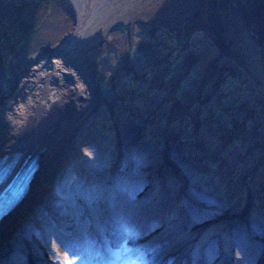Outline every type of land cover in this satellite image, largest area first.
I'll use <instances>...</instances> for the list:
<instances>
[{
	"label": "rangeland",
	"instance_id": "1",
	"mask_svg": "<svg viewBox=\"0 0 264 264\" xmlns=\"http://www.w3.org/2000/svg\"><path fill=\"white\" fill-rule=\"evenodd\" d=\"M71 2L0 0V68L6 87L16 73L24 75L23 65L46 59L48 50L76 33L78 16ZM100 10L105 30L84 53L90 68L82 77L93 81L87 90L95 89L104 95V100L91 103L81 98L85 119L74 129L86 128L95 141L94 146L85 141L82 148L90 154L99 146L108 157H114L118 165L111 172H119L116 184L128 183L130 174L118 168L121 154L116 155L117 129L132 127L141 147L158 149L157 166L152 169L159 181L154 179L151 190L143 196L147 211L164 203L169 195L174 201L168 198L163 210L172 204V212L175 207L179 210L180 196L188 190L182 187L176 172L162 167L164 150L173 137L178 146L187 147L180 164L193 169L191 164H200L198 175L192 174L200 182L198 191L207 193L210 187L209 191L227 196L226 207L235 204V209L228 211L234 222L244 224V213L251 205L252 210L264 214V0H106ZM66 80L70 81V75ZM19 94H15L16 98ZM78 156L75 152L67 160L62 179L68 176L67 168ZM89 158L97 161L96 155ZM84 165L82 161L75 168L73 177L100 187L109 184L105 178L87 173ZM79 168L85 175H80ZM245 177L257 179L250 181L248 189H236ZM174 186L181 188L175 192ZM123 197L127 208L135 205L133 199ZM72 204L76 209V200ZM77 213L82 220L79 225L75 221L76 229L92 212ZM76 214L70 219H78ZM179 214L175 212L172 220L175 229L185 223ZM153 216L154 212H149L148 217ZM254 218L249 221L255 224ZM45 221L55 225L57 237L72 238L68 227L59 220L47 216ZM99 225L112 230L118 240V220ZM100 226L96 228L91 223L87 227V236L96 242L93 254L96 248L104 251L107 235H100ZM35 227L42 231L38 223ZM261 228L264 229V220ZM206 231L195 243L219 238L220 254L232 251L225 225L208 236L204 235ZM19 240L15 238L13 242ZM83 248H74L72 258ZM104 254L107 256V252ZM18 256L24 264L34 261L33 253L25 248L18 250ZM199 263L206 264L200 256Z\"/></svg>",
	"mask_w": 264,
	"mask_h": 264
},
{
	"label": "bare ground",
	"instance_id": "2",
	"mask_svg": "<svg viewBox=\"0 0 264 264\" xmlns=\"http://www.w3.org/2000/svg\"><path fill=\"white\" fill-rule=\"evenodd\" d=\"M71 1L78 16L77 30L73 36L57 48L48 50L46 59L31 66L23 65L24 75L20 77L16 73L9 80L8 87L3 83L5 77L0 68V166L10 164L12 174L23 166L33 164L35 167L28 194L0 221V264H24L18 256L20 248L33 253L32 264L76 262L78 256L71 259L70 252L76 246L85 247L82 240L87 232L84 229L89 226L92 217L97 224H101L106 220H119L123 216L137 218L138 229L143 233L139 234L135 244H142L141 248L146 251L151 249L154 262L160 257H167V264H200V256L206 264H264V229L261 228L264 214L260 210H252L251 205L244 213V224L234 222L228 211L232 207L235 209V204L226 207L224 204L229 201L227 196L209 191L210 187H207V193L198 191L200 182H196L192 174L198 175L200 164H191L194 169L180 164V156L187 147L178 146L173 137L168 140L164 150L162 167L176 172L182 181V187L188 188L184 192L186 195L180 196L182 200L178 205L179 210L175 207L171 212L169 208L172 204H168L163 210L169 195H166L164 203L153 205L144 214L122 208L123 196L141 203L143 196L152 188L151 182L158 180L159 176L152 169L157 166L158 149L141 147L132 127H118L119 149L117 148L116 155L121 154L118 168L128 172L130 178L128 183L116 184L119 172H111L118 165L116 159L108 157L99 146L94 147L95 150L90 154L85 147L82 148L85 141L93 146L95 141L86 128L74 129L78 122L85 119V105L81 98H88L91 103H101L104 100V95L97 94L95 89L87 90L93 81L85 80L87 78L82 77V74L90 68L83 58L85 51L105 30H102L105 21L100 23L103 19L99 14L101 5L106 0ZM69 75L70 81H67L66 76ZM16 93H20L19 98H16ZM75 152L79 156L68 166V176L62 179V169ZM90 155H96L97 161L93 162L94 157L89 158ZM82 161L86 163L84 167L87 173L91 171V175L105 178L109 184L100 187L91 181L84 183L73 177L75 168ZM93 166L97 169H92ZM78 172L85 175L80 168ZM254 179L245 177L244 182L236 185V189H248L247 185ZM174 188L176 192L181 186ZM233 189L235 187L232 188V193ZM187 196L190 199L187 200ZM173 198L171 196L168 201H174ZM73 200L78 203L76 209L72 204ZM102 204L104 205L101 206ZM80 211L92 213L76 229L75 221L79 225L82 220V215L76 214ZM149 212H154V216L148 217ZM175 212L183 215L180 218L185 222L176 229V224L172 221ZM75 214L78 219L71 220V216ZM47 216H52V219L67 226L72 238L57 237L55 225L45 221ZM251 217H255V224L249 221ZM35 223L39 224L42 231L35 227ZM222 225L230 232L233 248L230 253L225 251L224 255L220 254L219 238L195 243V239L201 237L204 230H207L204 235L208 236L209 233L219 231ZM99 230L108 236L106 238L112 241L115 248L118 240H115L114 232L104 227ZM116 233L118 235L117 231ZM45 236L49 237L48 242H45ZM176 236L179 238L175 242L173 239ZM15 238L20 239L16 244L13 242ZM159 240L161 242L154 245ZM68 242H72L70 247L65 246Z\"/></svg>",
	"mask_w": 264,
	"mask_h": 264
},
{
	"label": "snow or ice",
	"instance_id": "3",
	"mask_svg": "<svg viewBox=\"0 0 264 264\" xmlns=\"http://www.w3.org/2000/svg\"><path fill=\"white\" fill-rule=\"evenodd\" d=\"M117 232L118 244L115 248L112 246V241L106 238L103 245L104 251L96 248L94 254L92 250L95 248L96 242L85 233L83 243L86 247L79 253L78 259L82 264H154V259L149 258L148 252L135 244V241L139 237V233L133 226L126 222H122ZM71 245L72 242H68L65 246L70 247ZM105 252H107V256H105ZM131 252L137 254L135 260L126 259L121 255V253ZM86 255L87 259H85ZM69 264H76V262L70 261Z\"/></svg>",
	"mask_w": 264,
	"mask_h": 264
},
{
	"label": "water",
	"instance_id": "4",
	"mask_svg": "<svg viewBox=\"0 0 264 264\" xmlns=\"http://www.w3.org/2000/svg\"><path fill=\"white\" fill-rule=\"evenodd\" d=\"M219 2H223V3H232V2H236V1H240V0H217ZM127 224H129V222L126 221Z\"/></svg>",
	"mask_w": 264,
	"mask_h": 264
}]
</instances>
